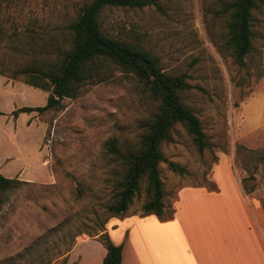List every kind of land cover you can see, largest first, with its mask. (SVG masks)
Instances as JSON below:
<instances>
[{"label":"rangeland","instance_id":"374dc122","mask_svg":"<svg viewBox=\"0 0 264 264\" xmlns=\"http://www.w3.org/2000/svg\"><path fill=\"white\" fill-rule=\"evenodd\" d=\"M83 1L4 0L0 21L9 32H28L42 51L68 47L67 26ZM229 2L150 0L142 8L106 7L100 15L107 35L152 53L163 71L183 74L189 84L180 91L182 102L198 117L207 145L199 151L180 123L173 127L172 140L162 142L163 157L185 168L179 174L159 163L167 215L180 188L213 189L215 177L239 185L244 196L253 183L256 193L264 195V158L247 151L264 147L263 137L238 139L243 102L250 101L252 109L264 100V0L252 10V47L242 67L224 48ZM8 53L0 47V60ZM20 53L21 62L29 56L27 48ZM87 68L92 75L77 95L42 114L49 131L41 151L31 148L26 154V174L39 181L0 191V264H47L46 257L65 252L74 242L101 241L110 221L120 218L111 216L106 204L125 168L105 143L116 138L122 151L136 145L151 103L137 77L108 59ZM38 135L34 128L25 140L32 146ZM144 187L141 180L124 216L141 213Z\"/></svg>","mask_w":264,"mask_h":264},{"label":"trees","instance_id":"16d2710c","mask_svg":"<svg viewBox=\"0 0 264 264\" xmlns=\"http://www.w3.org/2000/svg\"><path fill=\"white\" fill-rule=\"evenodd\" d=\"M2 1L4 0H0V18L3 13ZM149 1L84 0L67 26L68 47L56 45L46 51L36 48L35 38L28 32H9L0 21V47L9 50L7 56L1 57L0 75L48 92L44 105L17 108L12 112L14 116L19 112L36 111L42 117L45 111L58 109L64 98L77 95L79 88L92 75L87 65H92L99 58L108 59L125 73L134 74L142 83L151 103V111L148 120L142 125L143 131L138 143L124 151L117 147L116 138L105 143L108 152L125 168L106 204V210L116 217H122L127 212L139 191L141 180L145 183L141 215L163 216L165 190L159 163L166 162L172 171L179 174L185 172L183 166L166 160L160 148L163 141L172 140L171 133L176 123L183 126L199 151L207 145L198 117L182 102L180 91L189 87L186 76L163 71L158 57L132 43L110 37L101 27L100 15L106 7L142 8ZM256 1L230 0L224 8L228 12L224 48L240 67L244 66L245 56L252 47V10ZM25 48L29 56L21 62L19 60L23 55L20 50ZM48 131L49 128L45 133ZM247 151L258 158H264V147ZM250 177L253 179V175L248 176ZM22 183L26 181L6 177L0 172V191L18 187ZM254 189L253 183L248 186L247 191L250 193ZM100 237L106 249L101 264H119L121 245L114 244L106 232Z\"/></svg>","mask_w":264,"mask_h":264},{"label":"crops","instance_id":"0c3cea01","mask_svg":"<svg viewBox=\"0 0 264 264\" xmlns=\"http://www.w3.org/2000/svg\"><path fill=\"white\" fill-rule=\"evenodd\" d=\"M47 96L45 90L0 75V172L4 176L39 181L26 174V154L31 148L41 151L46 124L36 111L16 116L12 112L23 106H42ZM242 106L238 139L256 140L260 134L264 140V100L252 109L250 101ZM34 128L39 135L31 146L25 139ZM14 160L20 164L13 167ZM212 180L213 189L180 188L172 212L166 214L165 203L161 218L141 213L113 218L106 232L114 244L121 245L119 264H264V195L254 189L244 196L239 185L230 186L222 178ZM93 240L97 242H74L65 252L46 257L45 263L101 264L106 249L101 241ZM35 259L44 261L43 257Z\"/></svg>","mask_w":264,"mask_h":264}]
</instances>
